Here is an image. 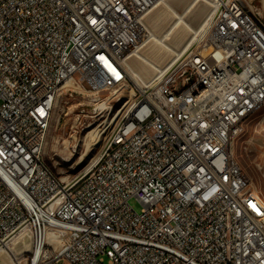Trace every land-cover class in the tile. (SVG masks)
<instances>
[{
  "label": "built area",
  "instance_id": "built-area-1",
  "mask_svg": "<svg viewBox=\"0 0 264 264\" xmlns=\"http://www.w3.org/2000/svg\"><path fill=\"white\" fill-rule=\"evenodd\" d=\"M157 1L0 0V264H264V199L231 150L264 105V12L213 0L202 38L140 84ZM63 88L121 109L66 179L44 157Z\"/></svg>",
  "mask_w": 264,
  "mask_h": 264
},
{
  "label": "rangeland",
  "instance_id": "rangeland-1",
  "mask_svg": "<svg viewBox=\"0 0 264 264\" xmlns=\"http://www.w3.org/2000/svg\"><path fill=\"white\" fill-rule=\"evenodd\" d=\"M167 1L176 11L183 12L190 0ZM212 1L206 0L192 7L191 13L186 15L187 21L194 27H198L210 12ZM254 3L264 12V0H254ZM162 9V5L156 3L142 18L143 39L137 52L129 59V64L138 70L142 78L147 81L152 80L157 73H155L154 68L145 65L138 58V54L141 51L144 55L154 59L149 52V47L155 41V35H162L165 27L169 26L174 20V16L170 12H163ZM189 36L190 33H185L184 39ZM172 44L180 48L176 41L173 40ZM166 60L158 62V64L164 66ZM134 81L144 84L139 79ZM124 91L114 87L100 91L98 95L104 98L119 92L122 95L129 92ZM93 96L94 94L88 89L83 93H75L71 96L70 91L63 88L56 100L45 144L44 157L47 164L62 179L85 171L93 165L110 129L108 127L109 121L115 119L121 112V109L116 110L117 107L114 106L112 109L113 114L111 113L109 105H114L113 102L108 103V108L103 112H95L93 110L95 105L92 100ZM106 124L108 125L106 126ZM74 129L77 130V133L74 132ZM90 138H92L94 146L88 148L85 141ZM75 145L76 147H74ZM231 150L242 169L249 176L253 186L264 199V105L257 108L246 120L244 131L234 138ZM130 204L137 211L142 208L141 203L135 198L130 199ZM13 250L16 251L17 249L14 248ZM2 259L3 264H5V260L9 264H13L8 255L3 256ZM58 264L68 263L60 261Z\"/></svg>",
  "mask_w": 264,
  "mask_h": 264
},
{
  "label": "bare ground",
  "instance_id": "bare-ground-1",
  "mask_svg": "<svg viewBox=\"0 0 264 264\" xmlns=\"http://www.w3.org/2000/svg\"><path fill=\"white\" fill-rule=\"evenodd\" d=\"M190 1L186 5L183 12L176 11L175 8L167 0H158L156 2L158 5H162L163 12H166V11L170 12L174 16V20L171 22L169 26L165 27L162 35L160 36L155 35V41L152 42V44L149 47V52L153 55L154 59H151L149 56L144 55L141 51L139 52V54L137 53L138 58H140L144 62L145 65L151 66L156 71L158 69H161V70L164 69L177 58V55H180L186 52L187 50H189L205 34L206 24L208 20L207 16L210 15L211 12H209L207 16H205L206 17L204 18L205 20L202 21V23L198 27H194L193 25H191L187 21L186 15L191 13L192 7H195L200 2H204L206 0H202V1L192 0L191 2ZM156 3L154 4V6L156 5ZM185 33H190V36L186 39H184ZM173 40L176 41V43L178 44L180 48L172 44ZM163 60H166L164 63V66H161L160 64H158V62H161ZM129 66L131 69L130 75L134 80L139 79L140 81H142V83L149 84L150 81H153L155 78H157V74H156V76L152 80L147 81L144 78H142L138 70H136L132 65H129ZM74 132L77 133V130L74 129ZM85 144L88 148H91L94 146L92 138L86 140ZM74 147H76V145ZM5 264H9V263H7L5 260Z\"/></svg>",
  "mask_w": 264,
  "mask_h": 264
}]
</instances>
